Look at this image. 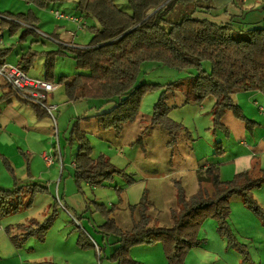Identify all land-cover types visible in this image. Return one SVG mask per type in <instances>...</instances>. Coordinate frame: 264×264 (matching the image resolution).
<instances>
[{"label":"trees","instance_id":"1","mask_svg":"<svg viewBox=\"0 0 264 264\" xmlns=\"http://www.w3.org/2000/svg\"><path fill=\"white\" fill-rule=\"evenodd\" d=\"M24 1L43 9L58 0ZM237 1L127 0L128 9H124L115 0H77V10L98 23L88 27L92 34L89 45L83 48L60 45L54 51L41 53L29 50L21 56L18 66L27 75L36 56L45 58L44 81L59 83L67 103L96 100L102 102V107L114 104L109 111H98L72 122L69 143L78 145L74 177L80 193L83 182L92 187L105 186L115 176L126 179L128 184L134 183L133 178L116 168L105 155L93 157L89 134L83 130L82 123L94 120L101 128L114 130L120 135L126 125L135 122L140 114L142 98L152 90L165 88L158 84L138 83L141 67L146 62L195 73L191 78L190 90L185 92L188 101L183 106L191 102L201 107L207 99L213 98L215 103L210 115L214 134L223 131L228 135L223 121L229 112L248 128L255 126V122L247 118L235 102L234 96L250 91L264 94V19L259 20L260 26L244 31L235 27V23L254 24L253 21L246 22L247 11L222 24L197 17L198 14L219 16L221 12L226 13L229 6H236ZM14 18L20 22L1 18L0 29H7L13 35L18 27H24L22 38L33 34L36 38L42 35L38 29L39 18L32 10ZM42 36L58 42V38L52 35ZM9 53L10 49L0 48V67L8 64ZM60 57L73 59L79 73L57 79L56 61ZM5 87L8 89L0 96V104L15 98L21 103L32 105L38 118L48 115L39 104L23 98L6 82ZM176 87L174 83L165 88L154 106L151 118L152 126H158L169 134L168 144L172 147L179 143L181 137H189L188 129L170 117L171 111L179 107L169 106L167 95ZM214 147L215 156L224 154L221 142L215 143ZM3 161L5 169L15 181L12 189H0V218L31 208L39 194L50 195L49 189L39 182L21 185L12 164L5 158ZM197 180L199 188L192 196H187L185 189L177 182L178 209L171 210L170 227L150 226L152 219L149 210L152 203L147 191L138 204L128 207L134 218H137L129 230H123L113 217L118 209L116 205L108 208L95 201L89 203L87 211L99 213L104 219L99 227L101 233L118 238L119 247L111 259L117 264H141L131 257V249L160 244L167 264H185L190 251L202 244L198 236L201 227L206 220L213 219L227 247L235 249L245 261L251 262L247 246L237 239L229 224L231 199L240 196L244 205L264 226V208L252 193L264 185V170L258 174L240 172L231 180L224 181L220 167L212 165L199 169ZM59 209V200L54 198L44 220L31 218L27 223L7 228L12 244L20 249L30 238L44 242L57 220ZM91 242L84 232L80 233L78 246L81 249L94 247Z\"/></svg>","mask_w":264,"mask_h":264},{"label":"crops","instance_id":"2","mask_svg":"<svg viewBox=\"0 0 264 264\" xmlns=\"http://www.w3.org/2000/svg\"><path fill=\"white\" fill-rule=\"evenodd\" d=\"M243 3H248V0H244ZM244 11L246 10L240 5H232L228 7L226 13L221 12L219 16L198 14L197 17L207 18L216 24H222L230 21L234 16L238 17L242 15ZM70 23L73 22L70 21ZM76 24L80 26L79 29H84L83 25H80V21L76 22ZM85 25L86 24H84V26ZM58 28L61 29V32L66 31L72 35V32L67 31L65 26H58ZM61 32L60 30H56L54 34V37L58 35L56 38L61 42L60 44L58 41L60 45L69 46L71 48H83L78 47L80 44H77L75 41H61ZM1 36L3 37L2 34ZM88 45L89 44L84 46L87 47ZM54 50L56 49L53 48L49 51ZM66 59V57H60L56 61L57 79L60 76H67L69 63H66ZM7 63L14 65L8 61ZM18 64L19 62L16 65ZM53 83L59 85L61 98H63L64 103H66L60 84L56 82ZM4 85L5 82L0 79V96L6 90V88H3ZM234 99L243 109L246 117L255 122V126L248 128L246 124L238 120L232 112L227 113L223 123L228 129V135L223 131L217 132L219 133V141H217L222 143L224 154L217 157L213 155L215 159L207 161L202 167L194 170L196 176L199 169L208 168L212 165H218L220 167L221 177L224 181L231 180L240 172L247 171L258 174L261 170H264V116L259 111V107L264 108V94L259 91L240 92L234 96ZM48 101L51 104L59 106L54 100H49L48 98ZM80 102L87 105L83 110L84 113L76 117L71 115L70 120L85 115V117H89L88 114L93 115L98 111H109L114 106V104L110 103L102 107L101 101L93 103V100H84ZM256 104H258V106ZM56 113V124H54L53 119L49 115L38 118L32 105L21 103L15 98L0 104V176L1 172H7L3 161V158H5L12 164L19 182H25L21 183V185H30L39 182L50 191V195H37L32 207L27 212H23V218L19 220H12L14 219L13 217L5 218L6 220H4V223L0 222L2 226L0 230L5 232L3 227L7 226L6 228H12L18 224L27 223L28 220L32 218L31 216H34L36 213H41L47 206L49 209L54 198H56L57 201L59 200L60 204L57 220L52 229L48 232L44 242H40L35 238H30L20 249H17L11 242V246L15 251V253L11 252L9 255L11 264H117L111 257L119 247L118 238L114 235H105L101 233L99 227L104 223V219L101 216H93L91 212L87 211L88 203L84 195L85 191L80 193L77 190V186L74 187V189L71 187V184H74L71 183L73 179V170H66V146L63 145L66 140L68 125L67 128H65L66 130L62 133L61 127H59L60 125L58 124L59 119L65 116L67 110H58ZM78 114L80 113L78 112ZM85 122H83L82 125ZM85 131L88 133L87 130ZM58 141L61 148L56 147ZM46 156L52 157V163L47 162L45 159ZM72 158L70 166L75 169V156ZM132 162L133 161H131V163ZM153 178L155 179L157 177ZM86 185L93 189L89 183H86ZM144 185L145 183L137 184V182H135L132 186L123 189H126L128 192L127 196L129 201L123 202V205L121 204L120 207L116 205L118 209L113 217L118 225L119 220L117 218H119V215L117 214L122 213L126 216L130 215L128 228L131 229L133 227L134 221L137 218H134L128 207L138 204L139 198L141 196L143 197L145 192V190L143 192ZM53 191L56 196L53 194ZM252 193L254 198L257 199L264 208V185L258 189H254ZM151 203L153 211H157L154 203L152 201ZM47 210L44 214L48 212ZM78 216L82 218L79 219ZM36 219L40 221L44 220L43 218ZM151 219L150 226L168 227L166 225H160L159 220L152 216V212ZM229 224L237 239L247 246L252 258V264H264V226L255 214L244 205L240 196H235L231 199ZM215 226H217V223ZM81 232L86 234L90 242L92 241L91 243H93L94 247L81 249L78 246V237ZM5 234L9 238L7 232H5ZM212 235L214 241L211 240ZM205 237L206 239L204 238V241L202 240L203 244H201L199 248L204 252L211 253L214 264H221L223 257L224 264H230L228 258L231 252L229 251L232 250L227 248L226 241L217 236L215 232H206ZM210 241L212 242V246H210ZM213 246L215 249L211 251ZM130 253L131 257L141 264H167L163 247L160 244L153 246H137L132 248ZM193 257L194 259H191L189 255L187 264H204L202 257L199 255Z\"/></svg>","mask_w":264,"mask_h":264},{"label":"rangeland","instance_id":"3","mask_svg":"<svg viewBox=\"0 0 264 264\" xmlns=\"http://www.w3.org/2000/svg\"><path fill=\"white\" fill-rule=\"evenodd\" d=\"M115 1L121 7L123 6L124 9H128L127 0ZM237 5H240L248 12L245 14V16L248 15L246 22L253 21L254 24L240 25L235 23V27H239V29L246 31L260 26L259 20L264 19V0H248L246 4H243L241 0H239L237 1ZM76 6L77 0H58L43 9L24 0H0V13L7 16L10 15L11 17L8 16L9 20L20 22L14 17L32 10L39 18L38 29L42 35L49 34L54 36L56 30H60L61 32L58 26H65L67 31L72 32V35L66 31L61 32V41H75L77 44H80L78 47H85L92 39V34L88 27L98 25V23L96 20L82 16ZM56 11L75 16L80 20V25L86 24L84 29H79L80 26L74 22L70 23V20H57L54 14ZM24 30V27H18L14 34L11 35L7 29H0V34L3 35L4 39V43L1 47L11 50L7 61L14 65L20 61L22 54L29 50L41 53L53 48L58 49L61 44L59 40L60 44L48 40L42 35V37L40 36L38 39L34 34L22 38ZM55 37H58V35H55ZM66 60V63H69L67 76L72 77L76 73H79V70L75 69L73 59L67 58ZM44 64L45 58L41 55L36 56L34 65L30 68L28 76L33 79L43 80L45 74ZM194 75L195 73L191 71H177L155 62H146L142 65L138 77V83L158 84L165 86V88L170 84H177V87L169 91L167 95L169 106L179 107L171 111L170 117L172 120L183 124L188 129L189 137H181L179 143L173 147L168 144L170 141L169 134L160 127L151 125L154 106L160 98L161 93L165 90L164 87L152 90L142 98L139 117L135 122L126 125L120 135L114 130H105L101 128L94 120L90 122L83 121L85 123L82 125L83 130L88 131V138L93 147V156L97 158L99 155H105L116 168L125 171L129 177L133 178L134 183H145L143 192L144 190L147 191L148 199L152 201L157 208V211L154 209L155 212L153 211V207H151L149 215L151 216L152 212V216L159 220L160 225H166L168 227L172 226L171 209H178L177 182H180L187 196L194 195L199 188L194 170L202 167L207 161L215 159V156H213L215 152L214 144L219 141V133L214 134L212 132L213 125L210 112L215 103L213 98L207 99L203 103L202 108L191 102L186 107L183 106L188 101L185 92L190 90L191 78ZM7 89L8 88H6V90ZM48 98L59 104V111L67 110L65 116L59 119L58 124L60 125L59 127H61L62 133L66 130L65 128H67L68 125L66 140L63 143V145L66 146V170H73V179L71 183L74 184H71V187L74 189V187L77 186L78 190V184L74 177L75 169L70 166L73 159L72 157L75 156L78 149L76 143H69V131L74 120H70V117L71 115L76 117L83 114V110L87 105L82 104L80 101L75 103H64L59 89H56L53 94H49ZM93 103H97V101L93 100ZM78 112L80 114H78ZM88 115L90 116L91 114ZM55 116L57 117V113ZM69 120L70 122L68 124ZM56 147L61 148L59 141ZM131 161L133 162L131 163ZM3 172H1L0 176V189L10 190L13 188L15 180L8 172ZM152 176L157 178L154 179ZM21 183L25 182L22 181ZM134 183L128 184L126 179L115 176L113 181L107 183L105 186L93 187L92 189L90 186L86 185V182H83L81 183V187L83 188L82 192L85 191L84 195L87 198L88 205L95 201L98 204H104L108 208H111L114 205L120 207L123 202L129 201L127 196L128 192L126 189H123L132 186ZM53 194L56 196L54 191ZM141 198L142 196L139 198L138 203ZM29 209L30 208L24 209L9 217H13L14 219L12 220H19L24 217L23 212H27ZM47 209L48 206L41 213H36L31 217L44 219L46 217L44 212ZM94 215L101 216L96 212L93 213V216ZM117 215H119V218H117L119 220V225L123 229H129L128 223L130 222V215L126 216L122 213ZM4 220L6 219L0 218V222L4 223ZM206 221L200 229L198 235L199 239L204 241V238L206 239V232H215L217 236L222 238L218 233L217 226H215L216 221L213 219H208ZM0 227L2 226L0 225ZM6 227H3L5 232L7 229ZM5 232L0 230V264H11L9 255L11 252L15 253V251ZM211 240L214 241L213 235L211 236ZM210 246H212L211 241ZM214 249L215 247L213 246L211 251ZM231 250L232 251H229L231 255L228 258L230 264H252V261H245L243 255L235 249ZM189 255L191 259H194L193 256L199 255L202 257L204 264H214L211 253L204 252L199 247L193 248ZM189 255L185 260V264H187ZM221 264H224V257L222 258Z\"/></svg>","mask_w":264,"mask_h":264},{"label":"built area","instance_id":"4","mask_svg":"<svg viewBox=\"0 0 264 264\" xmlns=\"http://www.w3.org/2000/svg\"><path fill=\"white\" fill-rule=\"evenodd\" d=\"M54 14L57 19L70 20L75 23L80 21L76 17L61 12H54ZM1 18L9 19L0 14V19ZM3 43V37L0 34V47ZM0 79L11 85L21 94V96H23V98L31 99L44 108L48 115L53 119L54 124H56L55 113L58 111V105L47 103V100L49 94L53 93L56 89H59L58 84L30 78L20 66L11 64H4L0 67ZM256 105L258 106V104ZM259 111L264 116V108L259 107ZM45 159L47 162L52 163L51 156H46Z\"/></svg>","mask_w":264,"mask_h":264}]
</instances>
